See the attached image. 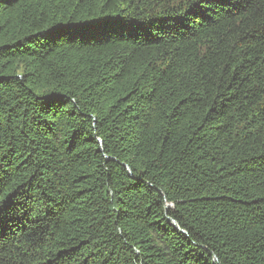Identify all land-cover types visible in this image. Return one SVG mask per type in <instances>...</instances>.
Instances as JSON below:
<instances>
[{
    "label": "trees",
    "instance_id": "16d2710c",
    "mask_svg": "<svg viewBox=\"0 0 264 264\" xmlns=\"http://www.w3.org/2000/svg\"><path fill=\"white\" fill-rule=\"evenodd\" d=\"M0 264H264V0H0Z\"/></svg>",
    "mask_w": 264,
    "mask_h": 264
}]
</instances>
